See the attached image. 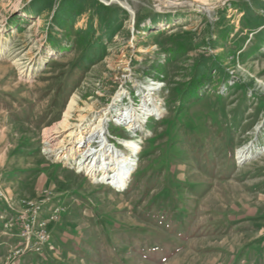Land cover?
I'll return each instance as SVG.
<instances>
[{"label": "rangeland", "instance_id": "374dc122", "mask_svg": "<svg viewBox=\"0 0 264 264\" xmlns=\"http://www.w3.org/2000/svg\"><path fill=\"white\" fill-rule=\"evenodd\" d=\"M65 1L0 0V264L44 191L42 217L64 211L44 253L13 264H264V0H96L107 10L71 17ZM72 98L79 129L109 113L123 186L68 143L50 152ZM144 104L138 127L115 122Z\"/></svg>", "mask_w": 264, "mask_h": 264}, {"label": "bare ground", "instance_id": "6f19581e", "mask_svg": "<svg viewBox=\"0 0 264 264\" xmlns=\"http://www.w3.org/2000/svg\"><path fill=\"white\" fill-rule=\"evenodd\" d=\"M78 110L76 99L72 98L62 119L53 127L44 130L45 139L49 145L50 152L55 151L57 146H62L63 144L68 143L70 144L68 150L71 152V155L74 157H80L79 166L82 167L81 169L84 168L90 175L99 171L102 178L110 182L113 186H123L132 171V165L130 163L131 159L128 156H116L115 159H112V157L107 155L108 150L105 142L106 139L102 140L101 137L105 134V127L103 125L104 117L109 113L106 111L90 128L82 130L79 129L80 126L75 124L74 121L73 113ZM148 112V106L145 104L138 111L125 109L118 113V118L115 122L118 125L124 124L130 129L136 128L138 127V124H140L141 116L144 114L147 115ZM84 119L85 117L82 116V114H79L76 118L77 122L80 123H82ZM63 134L64 138L56 143L58 138ZM74 141L76 142L75 145L73 144ZM96 142L99 143L100 149L98 150H94L93 147ZM245 153L246 151L244 148L239 149L237 152V158L241 159L244 157L243 154ZM109 159L112 161L111 164L109 163ZM100 161H102L103 164L100 163ZM108 172H114V176H110Z\"/></svg>", "mask_w": 264, "mask_h": 264}, {"label": "built area", "instance_id": "2783aa9c", "mask_svg": "<svg viewBox=\"0 0 264 264\" xmlns=\"http://www.w3.org/2000/svg\"><path fill=\"white\" fill-rule=\"evenodd\" d=\"M41 201L24 202L23 212L15 218L18 228V245L12 255L3 264H13L16 258L26 254L42 255L51 239L49 225L57 221L64 211L60 206H53L47 218L42 217L45 205L51 200V193L44 191Z\"/></svg>", "mask_w": 264, "mask_h": 264}, {"label": "trees", "instance_id": "16d2710c", "mask_svg": "<svg viewBox=\"0 0 264 264\" xmlns=\"http://www.w3.org/2000/svg\"><path fill=\"white\" fill-rule=\"evenodd\" d=\"M40 1V0H39ZM85 3H90L89 6H84ZM40 3H37L35 1V3L33 4V11H38L36 10V8H40ZM65 7V14L67 17H71V16H76V15H80L86 11L89 10H97V11H106L107 9L104 8L102 5L98 4L96 0H66L63 4H62V8ZM41 10L44 9H39V12ZM99 15V12H98ZM31 255H35L38 256L37 254H26L24 256H31Z\"/></svg>", "mask_w": 264, "mask_h": 264}, {"label": "crops", "instance_id": "0c3cea01", "mask_svg": "<svg viewBox=\"0 0 264 264\" xmlns=\"http://www.w3.org/2000/svg\"><path fill=\"white\" fill-rule=\"evenodd\" d=\"M17 240H18V238H17Z\"/></svg>", "mask_w": 264, "mask_h": 264}]
</instances>
